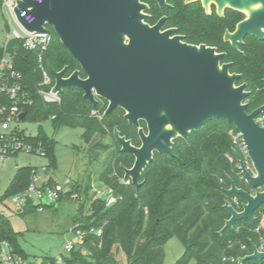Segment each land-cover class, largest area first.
<instances>
[{
  "label": "trees",
  "instance_id": "trees-1",
  "mask_svg": "<svg viewBox=\"0 0 264 264\" xmlns=\"http://www.w3.org/2000/svg\"><path fill=\"white\" fill-rule=\"evenodd\" d=\"M141 1L147 5L144 21L148 25H154L164 17L163 29L173 28L183 42L204 44L222 53L220 64L229 63V73L240 75L235 85L246 84L249 92L244 99L247 112L264 106V38L246 37L236 47L224 38L225 33L233 32L244 18L241 11L226 7L218 14L213 6L207 11L199 0H166L167 7H160L155 0ZM47 27L51 41L43 54L45 65L56 71L65 67V77L78 70L79 76L84 78V72L52 26ZM8 49L13 53L14 68L22 74L24 87L32 97V103L24 110L25 119H49L54 129L80 127L92 160H98L100 153L110 149L98 181L111 189L116 200L110 206H105L103 200L92 201V213L85 220L93 219L97 225L107 219L108 225L101 237H85L72 253L69 264H163V246L172 237L184 247L182 256L174 264L190 261L194 264H264V260L256 259L237 261L251 253L259 234L264 237V227H260L264 203L254 211V222L239 220L231 229L219 232L230 217L224 203L231 204L233 197L243 202L241 196L227 192L230 181L238 188L251 190V186L240 178L236 167L231 134L238 130L233 124L224 119H212L191 131L187 141L175 138L172 154L153 153L152 160L138 178L140 186L135 188L130 179L124 177L123 171L133 165L134 157L121 151L113 136L116 128L134 146L141 144L138 127L127 121L125 111L115 108L105 114L107 101L96 97L97 103L92 105L77 86L64 87L59 94V104L45 103L37 93L42 76L36 53L23 48L20 40L12 41ZM139 126L146 132L144 121L141 120ZM105 138L110 142L104 141ZM26 140L44 151L49 168L55 165L53 138L39 129L35 136H26ZM228 157L233 161L230 162ZM31 169L32 166L18 167L0 200L23 191L29 183ZM76 185L81 188L78 182ZM24 209V212L33 210L30 207ZM79 219L81 215L73 216L72 221ZM256 227H259V234L255 232ZM3 240H7L16 253L27 256L18 244L17 233L0 214V242ZM242 244L245 249L241 248ZM113 247L123 255L124 263L115 258Z\"/></svg>",
  "mask_w": 264,
  "mask_h": 264
},
{
  "label": "water",
  "instance_id": "water-1",
  "mask_svg": "<svg viewBox=\"0 0 264 264\" xmlns=\"http://www.w3.org/2000/svg\"><path fill=\"white\" fill-rule=\"evenodd\" d=\"M155 1L160 7L168 6L166 0ZM251 1L264 6V0ZM238 5L239 0H230L221 9L242 11ZM146 8L141 0H20L15 12L30 31H44L45 26L51 25L85 74L81 78L79 71L74 70L65 77V67L56 71L48 65L54 78L53 92L77 86L92 105L97 103L96 97L105 99V114L121 108L127 121L138 127L140 146L131 144L116 128L113 130L121 151L134 157L133 165L123 171L135 188L140 186L138 178L153 153L172 154L175 138L187 141L191 131L212 119L233 124L241 133L255 174L246 170L235 151L240 171L251 187L262 189L251 194L230 181L227 192L241 196L243 202L240 211L228 201L224 203L230 217L219 232L231 229L239 220L254 222V211L264 203V125L255 121L264 106L247 112L246 84L235 85L240 75L229 73V63L220 65L222 53L204 44L183 42L180 35H173V28L163 30L164 17L148 25L144 21ZM23 11L34 17L31 24L20 16ZM263 30L264 11L254 12L238 23L233 33H225L224 38L236 47L247 35L263 39ZM24 115L25 112L20 113L19 118ZM141 120L146 132L139 126ZM247 259L264 260V251L252 245L251 253L239 257L238 262Z\"/></svg>",
  "mask_w": 264,
  "mask_h": 264
},
{
  "label": "built area",
  "instance_id": "built-area-1",
  "mask_svg": "<svg viewBox=\"0 0 264 264\" xmlns=\"http://www.w3.org/2000/svg\"><path fill=\"white\" fill-rule=\"evenodd\" d=\"M20 0H0V12L6 13L17 26L16 29L10 27L8 23L5 38L0 42V166L5 167L6 161L19 151L34 153L45 157V153L37 146H33L26 140V134L18 128V121L25 119L19 118L20 113L25 112V108L32 103L31 95L26 91L23 83L22 74L14 68L13 53L9 52V45L14 40H20L22 47L33 51L37 56L38 68L41 72L42 80L38 83L37 93L45 103L59 104L61 99L57 92L52 91L54 86L51 80L48 65L43 61V54L51 41V34L48 27L44 31H30L19 20L15 10ZM41 3L42 0H33ZM26 24H31L34 17L23 11L20 13ZM95 112L92 111V114ZM256 123L264 125V107L255 118ZM231 142L243 159L246 170L253 173V166L248 157L247 149L243 143L239 131L231 134ZM230 162L232 157H228ZM236 167L239 175L245 184H249L248 179L240 171L239 162L236 159ZM49 166H32L30 180L27 187L11 196V203L16 208L30 207L35 211L41 212L46 207L56 206L61 199L71 201L75 205L74 216L81 215V219L72 223L63 232V242L61 248L53 256L42 258H28L16 253L7 240L0 242V264H69L72 253L82 244L84 238L93 235L101 237L108 220L103 219L97 225L93 219L87 222L86 217L92 213L91 203L94 200H103L105 206L112 205L116 198L110 188L101 184L99 188H92L90 191L78 189L76 182L66 178L63 182H58L51 177ZM250 185V184H249ZM260 187H251L249 193L254 194ZM231 205L238 211L241 209L242 202L237 197H233ZM82 207V208H81ZM81 208V209H80ZM259 234V227L255 228ZM256 249L264 251V237L259 234ZM245 249V245H241ZM238 261V259H237Z\"/></svg>",
  "mask_w": 264,
  "mask_h": 264
},
{
  "label": "rangeland",
  "instance_id": "rangeland-1",
  "mask_svg": "<svg viewBox=\"0 0 264 264\" xmlns=\"http://www.w3.org/2000/svg\"><path fill=\"white\" fill-rule=\"evenodd\" d=\"M200 2L206 10H210L212 4L210 1H205L208 2L207 4L201 0ZM213 5L217 13H222V9L215 2ZM244 13L246 18L250 16L246 11ZM8 23L13 29L17 28L8 14L0 12V42L6 36ZM18 128L27 136H35L39 129H42L48 137L53 138L55 165L50 167V171L54 180L63 182L69 178L72 182H79L80 190L85 192L101 186L98 175L110 149L100 153L98 160L90 159L80 127L61 126L54 129L49 119L42 121L24 119L18 121ZM104 141L110 142L108 138H105ZM48 162L47 157L24 151L10 156L5 167L0 166V198L9 186L18 167L42 166L49 164ZM252 169L255 174L254 168ZM74 206L73 202L60 199L56 208L51 206L46 207L43 212L34 209L24 212L25 210L23 211L22 208H15L11 203V197H7L0 200V214L5 216L11 229L17 233L18 244L27 257L42 258L55 255L61 248L63 232L73 220ZM261 216L260 227H264V213ZM163 248L165 254L163 264H174L184 252L183 245L175 237L170 238ZM113 253L120 263H124L123 255L115 247H113ZM188 264H194V262L190 261Z\"/></svg>",
  "mask_w": 264,
  "mask_h": 264
},
{
  "label": "bare ground",
  "instance_id": "bare-ground-1",
  "mask_svg": "<svg viewBox=\"0 0 264 264\" xmlns=\"http://www.w3.org/2000/svg\"><path fill=\"white\" fill-rule=\"evenodd\" d=\"M205 1L215 2L219 6V8H221L222 5H228L230 3V0H205ZM238 8L246 11L250 15L254 12L264 11V6L261 5L260 2H253L251 0H239Z\"/></svg>",
  "mask_w": 264,
  "mask_h": 264
},
{
  "label": "flooded vegetation",
  "instance_id": "flooded-vegetation-1",
  "mask_svg": "<svg viewBox=\"0 0 264 264\" xmlns=\"http://www.w3.org/2000/svg\"><path fill=\"white\" fill-rule=\"evenodd\" d=\"M212 6L214 7L213 3L211 4L210 9H211ZM224 9H225V8H224ZM224 9H223V10H224ZM214 10H215V8H214ZM223 10H222V13H223ZM209 11H210V10H209ZM215 11H216V10H215ZM239 11H240V10H239ZM241 12L244 14V18L241 20V21H243L244 19H246V16H245L244 10H242ZM216 13H217V12H216ZM222 13H221V14H222ZM218 14H219V13H218ZM241 21H240V22H241ZM240 22H238V23H240ZM162 25H163V23H162ZM237 25H238V24H237ZM237 25H236V27H237ZM162 29H163V27H162ZM167 29H170V28H167ZM235 29H236V28H235ZM163 30H165V29H163ZM234 31H235V30H234ZM234 31H233V32H234ZM263 31H264V30H263ZM233 32H229V33H233ZM173 35H178V34H175L174 31H173ZM246 37H248L249 39H257V38H255V37H251V36H248V35L245 36L244 38H246ZM244 38H243V39H244ZM206 46H207V45H206ZM210 47H211V46H210ZM213 48H214V47H213ZM224 64H227V63H224ZM220 65H222V64H220Z\"/></svg>",
  "mask_w": 264,
  "mask_h": 264
},
{
  "label": "crops",
  "instance_id": "crops-1",
  "mask_svg": "<svg viewBox=\"0 0 264 264\" xmlns=\"http://www.w3.org/2000/svg\"><path fill=\"white\" fill-rule=\"evenodd\" d=\"M50 170H51V169H50ZM50 172H51V171H50ZM50 175H51V177L53 178L52 174H50ZM78 183H79V182H78ZM79 184H80V183H79ZM56 207H57V205L54 206V208H56ZM15 208H16V207H15ZM24 208H25V207H24ZM24 208H22L23 211L25 210ZM74 211H75V206H74V209H73V212H72V217L74 216ZM41 212H43V211H41ZM68 226H69V225H68ZM68 226H67V227H68ZM66 229H67V228H66ZM66 229H65V230H66ZM65 230H64V231H65ZM49 256H50V255H49ZM46 257H47V256H46Z\"/></svg>",
  "mask_w": 264,
  "mask_h": 264
}]
</instances>
